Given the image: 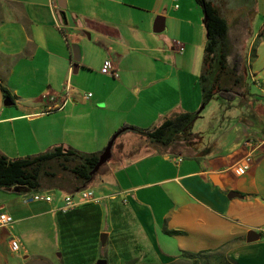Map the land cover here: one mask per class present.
<instances>
[{"label":"crops","instance_id":"crops-1","mask_svg":"<svg viewBox=\"0 0 264 264\" xmlns=\"http://www.w3.org/2000/svg\"><path fill=\"white\" fill-rule=\"evenodd\" d=\"M240 1L237 11L253 12L258 3ZM60 10L57 0H0V155L18 158L56 146L99 152L124 126L148 128L172 112L199 110L206 30L196 0H66L64 15ZM159 16L163 30L155 32ZM259 32L248 46L260 60L252 79L257 91L248 86V97L220 98L225 111L239 106L237 114L210 116L209 135L194 132L190 143L163 145L124 128L117 138L130 132L113 144L103 170L82 186L102 197L84 204L97 205L102 216L108 210L110 224H99L107 232L103 246L111 243L107 264L187 262L178 257L182 250H219L237 264H264V152L253 153L244 174L232 169L246 141L264 137V22ZM71 44L80 48L75 72ZM253 57H246L249 67ZM105 58L119 77L100 72ZM50 97L63 104L45 112ZM59 189L57 197L53 189L39 190L52 199L36 201L31 190L0 188V210L13 223L36 208L61 213L68 192ZM229 191L240 196L230 198ZM12 225L0 228V264H59L53 244L26 250L19 263L10 260L5 252H16L9 240L21 242L27 231Z\"/></svg>","mask_w":264,"mask_h":264},{"label":"trees","instance_id":"trees-1","mask_svg":"<svg viewBox=\"0 0 264 264\" xmlns=\"http://www.w3.org/2000/svg\"><path fill=\"white\" fill-rule=\"evenodd\" d=\"M196 2L202 9L206 30L202 66L198 75L201 104L205 105L216 96L228 101L233 100L236 95L248 97V82L243 68L246 58L240 52L233 53L227 19L221 14L215 0H196ZM230 56H232L231 60ZM251 56H254L253 47ZM2 91L5 98L11 99L4 87ZM200 112L201 110L172 112L158 125L148 128L137 126H124V128L140 134L150 142L163 145L176 141L190 143L196 135L192 131V125L196 118L200 117ZM101 151L84 152L72 147L56 146L46 152L18 158L0 155V188L14 187L17 190L39 191L44 185H50L51 182L61 179L60 174L65 172L64 176L66 173L70 175L68 179L64 178L69 183L68 190L74 192L93 178L90 171L95 166ZM78 208L63 214L69 215ZM179 232L169 231V233ZM90 240L94 241L95 245H101L99 236L97 238L93 236ZM85 241L80 240L77 243L79 246L77 251L83 250L82 244H85L83 243ZM178 257L190 261L191 264H237L219 250L198 252L182 250ZM70 264L87 263L82 254H79Z\"/></svg>","mask_w":264,"mask_h":264},{"label":"rangeland","instance_id":"rangeland-1","mask_svg":"<svg viewBox=\"0 0 264 264\" xmlns=\"http://www.w3.org/2000/svg\"><path fill=\"white\" fill-rule=\"evenodd\" d=\"M215 1L219 6L221 14L227 19L229 23V36L233 44V53L240 52L244 55V58H246L247 55H250L251 57V51L249 50L248 46L254 41L255 37V42L259 39V37L261 36L259 28L264 22V6L262 1L258 0L256 9L253 12L237 11L236 9L240 5V0ZM247 6L250 7L249 5ZM260 55H263V52H260ZM231 59L232 56H230V60ZM251 64L252 66L249 67V64H247L245 60L243 63V68L245 70V77L250 90L252 92H256L257 86L253 83L252 79L257 75L255 70L257 68V65L260 64V60L253 57ZM251 73L255 74V76H253ZM227 101L228 100H225V102ZM239 109V106H234L230 109L228 108L226 112L225 107H222V105L220 104V98L216 96L203 106L200 112V117L196 118V120L193 122L192 131H204V135H209L210 129L213 128L214 125V121L212 119L210 120V116H220L222 114H226L228 115V117H232L239 112ZM230 119L232 120V118ZM217 129H219L218 126ZM129 132L130 131L123 132L116 139L114 143L115 146ZM106 163L100 167V171H98V173L103 170ZM64 174H60V176H62L61 179H57L51 182L50 185H44L42 190L46 188L53 189L51 193L55 195V197L63 194L62 190L59 189L61 187H63L64 190L68 193H71L67 187V184L69 183L64 179H68L70 175L66 173V175L64 176ZM19 191L20 194H24L26 191L30 190L21 189ZM18 204V208L20 209L21 205L23 204L22 197L19 200ZM104 209L105 210L103 216L101 215L100 210H98V206L93 204L80 206L78 210L70 213L69 215L57 212H46L43 210V208H36L32 211L24 213L25 217L23 218V221L21 218L20 220L14 222L13 225H11L14 227L15 231L18 230V225L20 224H23V226L27 227L25 235L19 236L21 241L20 246L24 247L25 250L21 252L18 251L16 253L8 251L5 252V254L10 260L19 263L22 261L23 255H28L27 251L32 252L38 250L41 252L43 249H47L49 245L53 244L58 249L54 250V252L52 251L51 253H54L52 254V256L59 262V264H70L78 257L79 254H82L87 264H96V261L100 257H104L106 258V260L111 261V256L113 255L112 252L109 251L111 243L108 242L107 246L104 247L102 245H95L94 241L90 240L93 236L97 238V236H99V234L103 232V230H99V224L101 221L102 223H105L106 221L110 224L108 210L106 208ZM125 222L127 227L130 226L132 218L127 216ZM80 240L88 241L83 242L85 244H82V246H84L82 251H77V247H79L77 243ZM62 246H64V250L61 249ZM43 261L44 262L42 264L51 263L47 259H44ZM110 263L111 262H109V264ZM170 264L191 263L184 260H178Z\"/></svg>","mask_w":264,"mask_h":264},{"label":"built area","instance_id":"built-area-1","mask_svg":"<svg viewBox=\"0 0 264 264\" xmlns=\"http://www.w3.org/2000/svg\"><path fill=\"white\" fill-rule=\"evenodd\" d=\"M100 72L112 77H119V72L114 68L112 61L110 58H105L102 62V65L100 67ZM91 93H87L86 97H89ZM49 105L44 109L45 112H48L50 110L59 108L62 106L63 102L60 104V102H56L53 97L49 98ZM246 152L242 158L241 161L236 162L232 169L237 175H242L250 168L252 160H253V153L258 149L261 148L264 152V137L261 136L259 139H253V140H247L246 143ZM52 199V195L46 194L41 191H33L30 194V200H45L49 201ZM29 199H26L27 201ZM102 197L97 195L93 189L88 187H83L80 189H77L74 192L71 193H65L62 197V202L58 207V211L61 213H67L71 210H74L78 206L84 203H99L101 202ZM13 223V217L12 215L7 212L6 210H0V228H7ZM9 248L13 252H18L20 249V242L15 239L11 238L9 240Z\"/></svg>","mask_w":264,"mask_h":264},{"label":"water","instance_id":"water-1","mask_svg":"<svg viewBox=\"0 0 264 264\" xmlns=\"http://www.w3.org/2000/svg\"><path fill=\"white\" fill-rule=\"evenodd\" d=\"M57 4L59 6V8L61 9V12L64 15V10L66 8V0H57ZM163 18L161 16L157 17V21H156V25L154 27V31L155 32H160L163 30ZM71 48H72V60L74 61L73 63V67H74V72L76 71V69H78L79 66V61H80V48L77 44H71ZM11 100L10 98H6L4 101V104H10ZM203 104L200 106L199 110L200 111L203 108ZM125 130L124 128L116 131L111 138L109 139V141L107 142L106 146L104 147V149L101 151V153L98 155V160L95 164V166L93 167V169L90 171V174L93 176L98 170L99 168L106 163L109 158L111 157V150L114 144L115 139L117 138V136L123 131ZM235 196H240V194L238 192L235 191H229L228 192V197H235ZM251 234H256V232L251 231L249 233V235ZM106 238H107V232H101L99 234V239L101 242V245H105L106 242ZM249 240H252V238H249ZM96 264H107V260L104 257H100L97 261Z\"/></svg>","mask_w":264,"mask_h":264}]
</instances>
